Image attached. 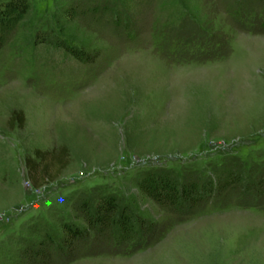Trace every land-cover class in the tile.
<instances>
[{
  "label": "rangeland",
  "instance_id": "rangeland-1",
  "mask_svg": "<svg viewBox=\"0 0 264 264\" xmlns=\"http://www.w3.org/2000/svg\"><path fill=\"white\" fill-rule=\"evenodd\" d=\"M261 19L264 0H29L0 18V264H31L24 248L45 232L61 243L64 222L84 227L75 206L98 191L152 229L138 248L91 241L53 264H264V195L257 206L241 182L175 215L138 186L148 170L264 166ZM60 144L67 167L34 188L25 155Z\"/></svg>",
  "mask_w": 264,
  "mask_h": 264
},
{
  "label": "trees",
  "instance_id": "trees-1",
  "mask_svg": "<svg viewBox=\"0 0 264 264\" xmlns=\"http://www.w3.org/2000/svg\"><path fill=\"white\" fill-rule=\"evenodd\" d=\"M76 7L78 5L65 10L68 18L73 17ZM28 9L29 0H5L0 6V18L4 22L13 20ZM258 26L259 30H253V33L264 31V19H261ZM198 38L203 40V37ZM1 43L0 38V47ZM59 45L78 61L90 63L96 58V54L85 52L82 48L65 44L63 41ZM213 54L214 51L211 55ZM24 124V113L13 109L7 118V125L12 129L22 128ZM68 154V148L64 144L51 149L33 148L31 154L25 155L24 158L30 184L39 188L60 177L69 163ZM212 171L214 175L202 176L192 172L178 180L169 169L148 170L139 177L138 186L153 202L175 215L186 214L209 202L221 192L234 190L241 182L244 195L251 196L252 200L256 201L255 204L260 205L264 195V166L251 170L235 159L222 163V166L218 165ZM75 210L82 215L85 226L62 223L63 235L59 244L45 232L35 248H24L25 261L31 264H53L63 256L72 257L80 249L82 251L91 241L112 242L123 249H135L141 245L144 235L152 229L146 220L134 217L126 205H120L114 194L100 191L85 194L75 206Z\"/></svg>",
  "mask_w": 264,
  "mask_h": 264
}]
</instances>
